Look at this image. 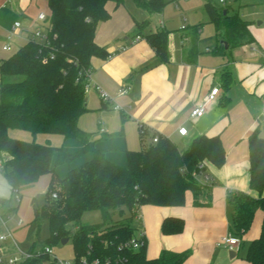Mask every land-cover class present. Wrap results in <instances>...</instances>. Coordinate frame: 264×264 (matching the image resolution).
<instances>
[{
	"label": "trees",
	"instance_id": "1",
	"mask_svg": "<svg viewBox=\"0 0 264 264\" xmlns=\"http://www.w3.org/2000/svg\"><path fill=\"white\" fill-rule=\"evenodd\" d=\"M46 1L50 9L46 45L41 47L30 40L0 62V162L8 169L5 178L12 190L21 191L50 176L44 205L39 207L35 199L31 202L34 218L28 227L26 244L30 250L54 248L68 238L77 264L82 259L90 263L99 260L101 264H184L188 252L162 250L157 258L148 259L146 238L139 249L128 247L136 237L133 221L146 205H185L187 192L193 193L194 206L203 205L200 197L213 184L207 174L208 166L221 168L226 161L221 139L199 136L180 152L171 140L159 136L157 143L151 141L139 151L127 152L126 168L110 162L78 122L88 112L85 85L91 62L94 58L110 56L105 47L95 42L98 25L111 18L108 2L119 7L126 0ZM131 1L150 13H161L167 4L165 0ZM205 10L216 34H223L231 49L253 41L249 24L237 13L231 14L227 8L209 1ZM167 36L166 31H158L146 37L159 62H167ZM11 130L61 135L79 140L83 148L77 154H70L63 147L49 143L11 138ZM145 135L141 129L142 142ZM87 151L93 152L92 160L81 167L69 168L66 177L60 180L55 167ZM249 160L250 187L259 196L227 194L233 208L231 232L242 239L255 215L261 212V233L250 243L245 258L250 264H264V137L258 130L249 137ZM54 194L56 199L52 198ZM5 203L0 198V205ZM124 209L129 217H123ZM92 211L100 212L102 222L82 224L83 214ZM116 211L121 218L114 221ZM44 222L48 223L49 235L42 240ZM184 227L183 220L167 218L161 232L178 235Z\"/></svg>",
	"mask_w": 264,
	"mask_h": 264
},
{
	"label": "crops",
	"instance_id": "2",
	"mask_svg": "<svg viewBox=\"0 0 264 264\" xmlns=\"http://www.w3.org/2000/svg\"><path fill=\"white\" fill-rule=\"evenodd\" d=\"M127 1L119 7L108 2L111 18L99 24L95 36V42L110 53L107 59L94 58L91 62V82L111 99V103L106 104L100 99L102 109L114 107L126 124L137 128L139 138L141 129L144 130L146 135L144 142L140 139V150L154 136L168 138L180 152L188 149L199 136H218L226 151V161L221 168L212 165L207 168L213 184L200 197L203 205L194 206L193 193L187 192L185 205L181 207L146 205L140 208L135 220L139 222L137 233L143 232L147 241V258L155 259L162 250H168L188 252L184 264H250L245 256L250 243L261 233V212L255 215L249 232L241 239L242 247L238 252L219 247L217 243L221 237L232 235L233 208L227 194L241 192L259 196L250 187L249 137L256 130L264 137L261 113L264 103V17L257 22L249 16L245 20L244 16L242 19L249 24L253 41L231 49L224 35L216 34L209 17L213 28L204 33L203 26L172 24L164 20V10L150 13L133 1L128 5L132 14L120 9ZM176 9L181 12L179 5ZM40 13L49 19L46 0H0L1 48L16 22L21 27L19 35L11 41L12 50L18 41H22L16 51L30 41L33 31L46 28L48 22L37 20ZM131 31L136 34L130 36ZM158 31L168 33L167 62H159L146 40L148 35ZM136 36L142 40L121 51ZM184 38H187L186 42ZM206 39L209 42L200 45ZM222 42L228 47L221 45ZM216 88L219 91L203 116L191 119V111ZM122 89H127V93L120 94ZM90 92L99 96L93 89ZM85 102L88 110L93 108L89 99L85 98ZM117 106L119 110L115 109ZM183 127L188 131L185 137L178 133ZM167 218L183 220V232L164 235L161 226Z\"/></svg>",
	"mask_w": 264,
	"mask_h": 264
},
{
	"label": "rangeland",
	"instance_id": "3",
	"mask_svg": "<svg viewBox=\"0 0 264 264\" xmlns=\"http://www.w3.org/2000/svg\"><path fill=\"white\" fill-rule=\"evenodd\" d=\"M165 1L167 4L164 8V20L167 19L172 24H184V26H203L204 33L211 32L213 28V26L208 21V16L205 10V3L208 1L218 5L221 8H227L231 14L237 13L241 18L245 16V20L247 18L246 16H249V18H255V20L258 22L261 21L262 17H264V0H225V4H220L219 0ZM129 3H132L131 0H128L125 4V7H120V9L131 13V9L128 6ZM177 5L180 6L181 12L176 9ZM184 18L187 20L186 22H184ZM135 34L136 31L130 32V36ZM188 36L191 37L189 32ZM208 42L209 39L202 40L200 45L205 46ZM21 44L22 41H18L17 46L11 52H3L0 44V60L7 59L12 56L16 52V48ZM85 98L86 100L89 99L91 101V106L93 108L89 109L88 112L84 113L80 117V129L90 136L91 141L96 144V148L104 152L110 161L114 162L120 167L126 168L127 152L138 151L141 148L137 128L135 126L126 124V121L123 120L120 112L115 111L114 107L108 106L107 109H102L100 97L96 94L92 92L86 93ZM101 128L105 129V133L100 132ZM9 135L11 138L21 141H35L40 144L49 143L54 147H63L64 151L70 154H77L83 148V144L79 140L65 139L61 135H32L29 132L20 130H11ZM93 156V152L87 151L74 157L69 163L55 167L58 178L60 180L64 179L69 168L81 167L86 162L92 160ZM7 171L8 169L0 171V198L6 201L8 207L14 209L10 210L9 213L6 212L3 219L5 223H7L12 229H16V223L19 220L23 222V227L17 231H14V238L19 244L23 246L26 241L28 227L34 218L31 202L33 199H35L39 207L44 205L48 184L50 182V176L42 177L37 183L22 189L20 191L21 203L18 205L15 203L13 190L5 178V173ZM203 182L206 183V179H203ZM123 217H129V213L126 209H124ZM120 218V213L116 211L113 215V220L116 221ZM81 222L84 225L100 224L102 222V216L99 211L87 212L83 214ZM133 225L136 227L137 234L139 230L138 220H134ZM48 235V223L44 222L42 225L41 239H46ZM246 246L247 243H245L244 248H246ZM53 249L58 259L70 262L74 261V251L71 242H68L64 246L60 244Z\"/></svg>",
	"mask_w": 264,
	"mask_h": 264
},
{
	"label": "built area",
	"instance_id": "4",
	"mask_svg": "<svg viewBox=\"0 0 264 264\" xmlns=\"http://www.w3.org/2000/svg\"><path fill=\"white\" fill-rule=\"evenodd\" d=\"M220 3L223 4L224 1L220 0ZM37 20L41 23L48 22V26L46 28H38L35 31L32 32L30 36V40L36 41L41 47H44L46 43L49 41V35H48V27H49V19L44 13H40L37 17ZM21 24L19 22L14 23L13 30L9 33L7 36L6 44L3 46V51L5 52H11V41L14 37L18 36V30L20 29ZM142 40L140 36H136L135 38L131 39L128 44L123 46L121 48V51H125L128 49L129 46L139 42ZM187 41V38H184V42ZM91 89L95 90L101 99L103 103H111V99L109 95L104 92L99 86L92 83L90 80V73L87 75V82L85 85V93H88ZM219 89H213L211 94L196 108H194L190 113L191 119H197L203 116V114L206 111V108L211 103V101L214 99V96L218 93ZM127 93V89H122L120 91V94L124 95ZM116 110H119V107L117 106L115 108ZM261 113L264 116V103L261 109ZM101 133L105 132L104 128L100 129ZM178 133L180 136L185 137L188 133L186 128H180L178 130ZM159 140L158 136H154L152 139L153 143H157ZM4 171L5 167L3 163L0 162V171ZM207 179V178H206ZM209 180V179H207ZM206 180V181H207ZM13 196L16 204L21 203V194L19 189H13ZM53 199L57 198V195H52ZM14 208H10L5 203L4 205H0V264H28L30 261L36 262V264H77V262L74 260L73 262L60 260L57 258V256L54 253V249L45 246V247H39L34 250L29 249V245L26 244V241L24 245L22 246L17 242V240L14 238V231H17L23 227V222L19 220L16 223V229L10 228V226L5 223L4 221V215L6 212H10ZM10 219V218H9ZM145 243V235L143 232H139L136 234V237L131 240V242L128 244V247L137 250ZM217 246L223 247L229 251L232 252H238L242 247V240L233 236V235H226L220 238V240L217 243ZM80 264H101L99 260H95L94 262L90 263L87 261V259H82Z\"/></svg>",
	"mask_w": 264,
	"mask_h": 264
},
{
	"label": "water",
	"instance_id": "5",
	"mask_svg": "<svg viewBox=\"0 0 264 264\" xmlns=\"http://www.w3.org/2000/svg\"><path fill=\"white\" fill-rule=\"evenodd\" d=\"M226 13H227V12H226V11H224V14H226ZM221 44H222V45H224V46H225V48H227V47H228L227 43H225V42H222ZM68 242H69V239H68V238H66V239H63V240L61 241V245H62V246H64V245H66ZM230 255H232V257H233V253H232V254H230Z\"/></svg>",
	"mask_w": 264,
	"mask_h": 264
}]
</instances>
